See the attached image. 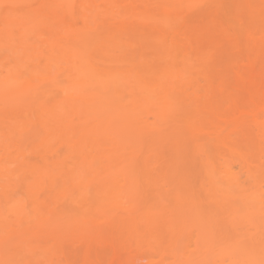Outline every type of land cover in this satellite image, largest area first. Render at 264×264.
<instances>
[{
    "label": "bare ground",
    "instance_id": "1",
    "mask_svg": "<svg viewBox=\"0 0 264 264\" xmlns=\"http://www.w3.org/2000/svg\"><path fill=\"white\" fill-rule=\"evenodd\" d=\"M0 39V261L259 259L264 0H0Z\"/></svg>",
    "mask_w": 264,
    "mask_h": 264
},
{
    "label": "rangeland",
    "instance_id": "2",
    "mask_svg": "<svg viewBox=\"0 0 264 264\" xmlns=\"http://www.w3.org/2000/svg\"><path fill=\"white\" fill-rule=\"evenodd\" d=\"M4 43L3 40L0 39V62L2 58L7 55L8 53L4 51ZM180 69H183L180 66ZM206 155L212 159L213 156V148L210 144L205 145ZM211 156V157H210ZM74 209V208H73ZM264 214V213H262ZM262 214L257 213V211L253 212L252 216L247 215V212H241L239 215L241 216V220L235 226L236 229V237H260V220ZM214 220V221H213ZM213 221V222H212ZM206 226H214L213 233L217 229L220 230L219 234H223L225 236H231L233 234V229L230 220L224 221L221 216L216 215L214 211H207V221ZM217 228V229H216ZM228 234H227V233ZM195 237V235H193ZM190 250L189 252L193 253L195 249V242L194 239L190 242Z\"/></svg>",
    "mask_w": 264,
    "mask_h": 264
},
{
    "label": "snow or ice",
    "instance_id": "3",
    "mask_svg": "<svg viewBox=\"0 0 264 264\" xmlns=\"http://www.w3.org/2000/svg\"><path fill=\"white\" fill-rule=\"evenodd\" d=\"M242 23V22H241ZM264 200V197H262ZM260 248H259V259L255 258V251L252 246H250L247 240L237 239L235 240L231 247L234 250L240 251L245 254V258L237 259L233 264H264V214L261 216L260 220ZM0 264H13L12 261H0Z\"/></svg>",
    "mask_w": 264,
    "mask_h": 264
}]
</instances>
